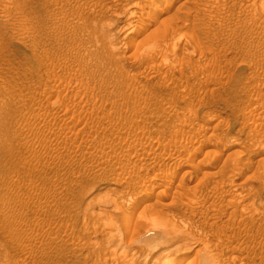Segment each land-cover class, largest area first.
I'll return each mask as SVG.
<instances>
[{
  "label": "rangeland",
  "instance_id": "obj_1",
  "mask_svg": "<svg viewBox=\"0 0 264 264\" xmlns=\"http://www.w3.org/2000/svg\"><path fill=\"white\" fill-rule=\"evenodd\" d=\"M263 142L264 0H0V264H264Z\"/></svg>",
  "mask_w": 264,
  "mask_h": 264
},
{
  "label": "bare ground",
  "instance_id": "obj_2",
  "mask_svg": "<svg viewBox=\"0 0 264 264\" xmlns=\"http://www.w3.org/2000/svg\"><path fill=\"white\" fill-rule=\"evenodd\" d=\"M148 24V23H147ZM143 29V28H142ZM165 48H167V47H165ZM166 57H167V55H166ZM162 59V58H161ZM163 60V59H162ZM216 125H218V124H216ZM215 126V125H214ZM215 127H217V126H215ZM221 139V138H220ZM258 142V141H257ZM264 143V142H263ZM257 147V146H256ZM262 147H264L263 145H262ZM258 148V147H257ZM260 148H261V146H260ZM173 149V148H172ZM255 149V148H254ZM259 151V150H258ZM171 152V151H170ZM245 160V159H244ZM214 186V185H213ZM213 191V190H212ZM178 200V199H177ZM246 216V215H245ZM243 218V217H242ZM221 232V231H220ZM146 240V239H145ZM116 248V247H115ZM122 248V247H121ZM116 251V250H115ZM206 252V251H205ZM202 256V255H201ZM115 258V257H114ZM170 261V260H169ZM207 262V261H206ZM175 263V262H174ZM164 264H172L171 262H167V263H164ZM202 264V263H201Z\"/></svg>",
  "mask_w": 264,
  "mask_h": 264
}]
</instances>
